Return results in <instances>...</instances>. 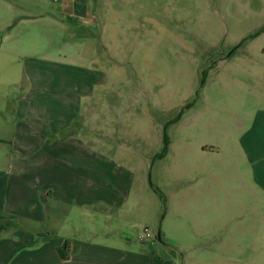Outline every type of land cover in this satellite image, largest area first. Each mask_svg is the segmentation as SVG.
<instances>
[{"label":"rangeland","instance_id":"obj_1","mask_svg":"<svg viewBox=\"0 0 264 264\" xmlns=\"http://www.w3.org/2000/svg\"><path fill=\"white\" fill-rule=\"evenodd\" d=\"M53 1L0 0V111L25 97L32 62L103 71L107 85L85 113L97 127L91 139L133 175L124 207L71 210L58 234L145 244L163 264H264V239L239 246L233 237L239 200L264 203V135L251 134L264 128V32L243 41L264 27V0H91L92 23L76 35L75 17ZM166 124L171 145L161 159ZM122 145L129 151L117 152Z\"/></svg>","mask_w":264,"mask_h":264},{"label":"crops","instance_id":"obj_2","mask_svg":"<svg viewBox=\"0 0 264 264\" xmlns=\"http://www.w3.org/2000/svg\"><path fill=\"white\" fill-rule=\"evenodd\" d=\"M53 2L61 3L63 12L75 17L72 34L92 23L88 19L91 0ZM52 23L67 29L65 22L52 19ZM12 52L19 54L15 49ZM24 75L25 97L10 114L0 111V217L16 216L28 230L0 231V264H163L160 253L151 257L145 244L139 251L140 245L122 247L91 238L69 239L70 258H61L59 249L67 238L58 232L69 212L124 207L133 175L119 173L116 162L98 154L104 150L91 139L97 127L85 113L99 103L94 98L98 85H107L103 71L83 63L60 61L48 66L32 62L24 66ZM251 134L263 136L264 128ZM120 149L117 152L129 151L127 145ZM262 173L259 169L257 183L264 189ZM250 202L253 204L247 207L239 200L234 212V218L241 219L233 236L239 246L246 237L254 245L264 239V203H259L258 196ZM244 218H249L247 224ZM162 237L164 240L163 233Z\"/></svg>","mask_w":264,"mask_h":264},{"label":"trees","instance_id":"obj_3","mask_svg":"<svg viewBox=\"0 0 264 264\" xmlns=\"http://www.w3.org/2000/svg\"><path fill=\"white\" fill-rule=\"evenodd\" d=\"M264 32V27L260 29L256 34H252L245 38L243 41H247L248 39H253L257 37L260 33ZM207 76V72L204 74V81L202 82L201 86L204 87L205 85V79ZM197 95H200V92L197 93ZM192 104L187 103L183 109L179 112V114L171 121V123H178L184 116L185 110L188 109ZM170 124H166L164 126V135H163V146L161 151L156 155L157 158H165L170 150L171 145V139L168 134V127ZM155 191L160 194L163 197V192L159 187H155ZM27 227L21 222V220L16 216H1L0 217V231L2 233H9L11 231H27ZM157 239L161 242H163L162 234L159 233L157 236ZM70 250H71V243L69 240H66L63 246L59 249V254L61 258L65 261H67L70 258Z\"/></svg>","mask_w":264,"mask_h":264},{"label":"built area","instance_id":"obj_4","mask_svg":"<svg viewBox=\"0 0 264 264\" xmlns=\"http://www.w3.org/2000/svg\"><path fill=\"white\" fill-rule=\"evenodd\" d=\"M150 236H151L150 230L146 228L144 234L142 235V239L149 238Z\"/></svg>","mask_w":264,"mask_h":264}]
</instances>
